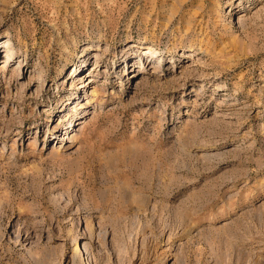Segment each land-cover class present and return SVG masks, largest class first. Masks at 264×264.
I'll return each instance as SVG.
<instances>
[{"label":"rangeland","instance_id":"obj_1","mask_svg":"<svg viewBox=\"0 0 264 264\" xmlns=\"http://www.w3.org/2000/svg\"><path fill=\"white\" fill-rule=\"evenodd\" d=\"M0 264H264V0H0Z\"/></svg>","mask_w":264,"mask_h":264},{"label":"bare ground","instance_id":"obj_2","mask_svg":"<svg viewBox=\"0 0 264 264\" xmlns=\"http://www.w3.org/2000/svg\"><path fill=\"white\" fill-rule=\"evenodd\" d=\"M6 47V49L4 51H6V56H5V60H4V64L7 66L10 65L12 63V61L14 60V58L12 59V54L9 52V43H7L6 45H4ZM144 48V54L142 56H144V58H147L149 60L153 58V56L157 55V52L152 50V49H148L146 48L145 46H143ZM162 55V54H161ZM11 58V59H10ZM10 60V61H9ZM154 60V59H152ZM153 62V61H152ZM156 62V61H155ZM151 64V63H150ZM152 65V64H151ZM6 66V67H7ZM137 66V65H136ZM151 67H155L154 65H152ZM93 76V75H92ZM92 76H90V79L87 81V84L88 86H93L91 84H94V82L96 81L95 78H92ZM83 86V85H81ZM98 89L96 86H93V89L91 90V95H96L98 93ZM87 103V102H86ZM231 109V108H230ZM71 121V120H70ZM72 122V121H71ZM67 134V133H66ZM62 136V135H61ZM62 139H65L66 142L64 143L63 141L61 143H58L59 144V147H66L67 146V142L70 141V142H73L74 141V135H71L70 133L67 135V136H63ZM69 146V145H68ZM74 252L76 254H79L81 251H82V248H81V243L77 240L75 245H74Z\"/></svg>","mask_w":264,"mask_h":264}]
</instances>
